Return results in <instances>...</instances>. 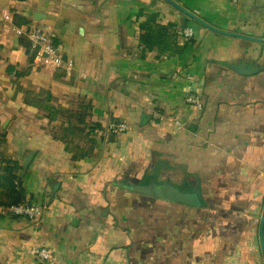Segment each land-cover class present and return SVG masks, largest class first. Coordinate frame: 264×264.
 <instances>
[{"label":"crops","instance_id":"crops-1","mask_svg":"<svg viewBox=\"0 0 264 264\" xmlns=\"http://www.w3.org/2000/svg\"><path fill=\"white\" fill-rule=\"evenodd\" d=\"M172 1L220 32L168 0H0V157L43 207L30 220L0 204V264H264V43L233 35L264 38V0ZM152 14L187 19L181 51L144 50ZM21 26L54 32L64 61L34 60ZM93 123L79 159L90 144L74 128ZM150 182L199 191L201 205L126 187Z\"/></svg>","mask_w":264,"mask_h":264},{"label":"built area","instance_id":"built-area-1","mask_svg":"<svg viewBox=\"0 0 264 264\" xmlns=\"http://www.w3.org/2000/svg\"><path fill=\"white\" fill-rule=\"evenodd\" d=\"M14 31L17 35L25 34L30 40V46L28 48V53L36 61H42L45 58L52 60L55 63H62L64 61L62 48L56 39L54 32L47 30L44 27H29L26 31L24 27H15ZM182 37L187 39L192 38L193 29L184 28L182 30ZM67 65L72 66L71 62H67ZM185 101L188 104L200 106V99L195 94H188L185 96ZM155 117H160V114L156 111L154 113ZM179 125V122L176 121ZM126 121H111L107 126V131L110 133H123L129 128ZM17 184V182H16ZM9 212L15 215L25 216L30 220L37 218L43 210V207L37 203L31 202L29 200H23L19 203L13 204L8 207ZM31 250L32 255L41 259L42 261H48L51 259V252L46 247L34 246Z\"/></svg>","mask_w":264,"mask_h":264},{"label":"trees","instance_id":"trees-1","mask_svg":"<svg viewBox=\"0 0 264 264\" xmlns=\"http://www.w3.org/2000/svg\"><path fill=\"white\" fill-rule=\"evenodd\" d=\"M140 27L142 30L140 41L144 50H158L161 54L175 53L182 50V47L178 45L177 42V36H183L182 30L175 29L172 24H159L157 14L147 16V19L141 23ZM51 98L52 95L50 93L47 94L46 99L51 100ZM100 128V125L95 123L81 129L74 128L82 132H86L87 130V136H85V138L87 137V141L90 144L87 150H84L75 157L80 159V157H84L91 153L95 141L90 138V134L96 132ZM2 162H5L6 165L0 171V186L5 188L7 201L1 200L0 204L9 207L24 200V190H22L23 188L20 187V185L16 184L14 173V171L21 168V166L17 162L11 160H3L0 163Z\"/></svg>","mask_w":264,"mask_h":264},{"label":"water","instance_id":"water-1","mask_svg":"<svg viewBox=\"0 0 264 264\" xmlns=\"http://www.w3.org/2000/svg\"><path fill=\"white\" fill-rule=\"evenodd\" d=\"M169 2L173 3L176 5V7H179L175 2L172 0H168ZM181 10L185 11L188 16L192 17L193 19L197 20L201 24L207 26L208 28L220 32V30L214 28L213 26L209 25L208 23L202 21L200 18L197 16L189 13L182 7H179ZM187 24V19L183 21L182 28L184 29ZM234 36L238 37H245L248 39L256 40L259 42L264 43V38H256V37H250V36H244V35H239V34H233ZM229 68L232 70L241 73V74H251L254 72H257V69L247 67L244 64H230ZM32 158V154H28L26 158L24 159V167L26 168L30 162V159ZM127 188H130L132 191L153 196L156 198L164 199V200H169V201H174V202H179L183 203L186 205L190 206H200L201 205V199L199 197V191L198 192H185L183 190H180L179 188L173 186L172 184L170 185L169 182L165 183H155V182H150L149 184H137V185H127ZM259 235H260V245L261 246V251L263 255V260H264V207L263 211L261 214V220H260V227H259Z\"/></svg>","mask_w":264,"mask_h":264},{"label":"rangeland","instance_id":"rangeland-1","mask_svg":"<svg viewBox=\"0 0 264 264\" xmlns=\"http://www.w3.org/2000/svg\"><path fill=\"white\" fill-rule=\"evenodd\" d=\"M1 161H3V158H2V157H0V162H1Z\"/></svg>","mask_w":264,"mask_h":264}]
</instances>
